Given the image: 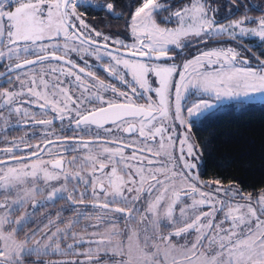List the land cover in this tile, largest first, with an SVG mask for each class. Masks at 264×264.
Returning <instances> with one entry per match:
<instances>
[{
  "label": "snow or ice",
  "instance_id": "1",
  "mask_svg": "<svg viewBox=\"0 0 264 264\" xmlns=\"http://www.w3.org/2000/svg\"><path fill=\"white\" fill-rule=\"evenodd\" d=\"M9 7L13 0H6ZM71 5V10L69 7ZM77 0H27V2H20L19 6L14 11H5L4 3L0 2V57L7 56L10 60L15 57L19 59L20 53L29 54L30 50L35 49V60L24 59L20 63L11 65L8 71L14 69H20L27 65L35 63H42L49 58L65 61V56L56 55L55 49L59 48L56 43L44 44L42 41L48 40L50 42L58 39L62 34L65 40H72L76 37L74 34L69 35V27L76 28V25L71 22L72 17H76L79 20L80 26L87 28L84 20L80 18L76 13ZM103 7V5H101ZM170 5H166L158 2V0H143L140 7H137L135 13L132 15V35L136 38V43L126 45L120 40L113 41V43L120 45V47L131 50V54L136 56L137 59L130 60L124 59L119 55H114L111 51L104 53L111 57L114 63H110L104 66V71L113 77H117L122 83H125L131 87V83L125 79L126 74L119 72L120 65H123L125 69L132 75V81L138 85V88L143 90V93H155L156 99H153L151 95L147 96V102L145 104H136L132 96H136L137 88L132 87V96H129L123 91H117L115 86L107 85L104 81L99 80L95 73L85 70V68H79V73L72 71L69 68L66 73L61 69L62 74H66L69 77L74 76L76 86L82 89L81 96L79 98H73L67 89H60L61 94L64 96L63 107L59 104H53V110L58 113L53 119L65 118L67 113L70 123H74L75 127L83 130L84 127L95 125L97 128H104V125L111 122L116 125L118 130L119 126L127 121L129 117L139 118L143 117L139 127V135L148 139H153L157 136H161V149H164V137L163 133L167 129L161 123L160 127L153 125L148 127L153 121L157 119V115L161 118V121L167 119H173L170 116V112L173 104L175 105L174 119L179 121L181 126L187 124L190 131L193 126V118L200 116L205 110L212 107V104L207 100H199L193 103L190 107H187V119L182 114L181 101L184 97V92L188 88L189 84L193 86L202 87L205 91H215L216 96H233L244 95L248 96L251 93H264V74L254 71L252 69L235 68L231 67L228 71H216L212 73L198 71L204 67L203 61L207 60L209 64L220 62V58L226 65L231 66L238 59L240 53L236 52L232 48L226 50H211L202 53L192 60H187L183 65V71L180 72V79L175 81V99H172L171 89L173 87L172 74L177 71L175 66H162L158 64L149 65L144 63L142 57H154L156 60L161 58L172 59L168 55L169 46H174L177 50H182L187 46L184 42L189 37H199L203 35H209L214 33H224L229 29H239V35H255L258 36L261 42H264V16L259 18L256 28L243 27L245 22L250 17H243L240 20H234L230 25L217 26L214 18L207 16L205 5L201 0H193L191 7H185L181 10L172 13L167 20H171V16L178 17L180 19V25L175 29L160 28L153 16L164 11ZM113 4H107V10L113 11ZM210 8V5H209ZM46 10V11H45ZM218 11V10H217ZM187 20H191L190 24H186ZM5 21L7 23L5 24ZM97 36L101 33L97 32ZM233 38L237 33L232 31L229 33ZM104 40H109V37L105 36ZM6 41V43H5ZM83 43V41H81ZM95 43V41H93ZM69 45L67 42L63 48L65 52L68 50ZM107 48L108 45H103ZM49 48L53 51H49ZM71 51H78L77 48H72ZM44 55H39V53ZM97 59L101 58V50H96ZM215 57L216 60L212 58ZM66 63L77 67L73 61L66 60ZM247 63V61H243ZM264 66V65H262ZM56 71L55 68L52 69ZM153 73L157 78L156 84L158 86L153 87V83L149 81L148 75ZM91 78L95 81L92 87H96L97 91H91V88L84 82L82 76ZM41 84L47 87V82L43 77L40 80ZM24 84V81H21ZM235 84V88L232 85ZM37 88L35 78L32 80V87L28 88V92L32 97H36L37 100L43 99L45 103L39 105L41 109L48 107L47 94L41 93L35 90ZM111 89L116 99L106 100L103 95L100 94V90L107 91ZM141 93V95L143 94ZM20 93L12 92L8 90H0V98L3 99L5 106H10L15 103L16 97ZM123 97L124 102H118L119 98ZM31 102V101H30ZM99 104L98 107L88 108L89 104ZM71 105V107H70ZM14 111L19 114L21 109L15 108ZM74 112V117L72 113ZM25 115L27 112L25 111ZM144 121H147L145 123ZM27 123V121H25ZM41 125H51L52 119L35 121ZM106 132H111V129H105ZM124 132L134 133L136 126L129 124L123 128ZM173 134H175L173 132ZM171 141L172 136L168 137ZM181 157L183 162V169L180 173L172 171L166 167L160 169H149L145 172L143 167L135 169L133 173L130 164H124L123 168H117L116 165L127 160L137 159V149L133 147V155L131 157H125L124 147L132 145L120 146L116 149L105 147L103 153L89 154L83 158L84 164L91 165V171L86 175L96 177L97 173H100L103 179H93L89 181L85 175H82V170L77 172H69L64 168V164H74L75 159L71 161H64L63 159H55L51 161L38 160L31 165H24L21 168L9 167L7 172L3 176H0V188L5 189V192L10 188H14L19 183L25 182L27 177L33 179H39L42 174L45 184L50 181H58L63 175L65 185L59 188L53 187L48 192L45 200L54 201L56 199H66L72 204H83L84 197L87 194V185L91 183L92 192L91 195L95 203L92 205L94 208H100L110 213H120L126 220V227L128 223L135 219L136 215L141 216V221L148 218V214L153 217V223L158 227L163 224L164 227L182 225L181 227H175V230L169 232L167 236L160 235L159 239L169 242L171 236H187L193 231L197 233L194 241L188 246L187 242L181 246L183 250V261L176 262V264H192L195 259L198 264H264V194L258 196L253 201L251 194L242 197L245 203H232V200L239 195V189L233 185H229L228 188H224L220 185V181L201 182L211 187L214 183L217 185L215 192H223L229 197L228 200H220L212 192L201 191L195 183H186V188L190 189V192L184 191V195H191L195 197L199 195V199H193L191 205L180 208L179 217L174 215V206L181 199V192L177 190L172 191V196H168L170 189L175 188V178L180 177L181 180L187 182L188 180H198V175H192V170L198 167L200 163V157L197 154V145L190 142V137L187 133L181 138ZM46 144L51 145L52 141H45ZM61 143H69L68 141H61ZM84 149H88L90 142L79 140L77 141ZM116 143H119L116 141ZM31 148V145H26ZM186 146V151H185ZM15 147V145H14ZM14 147H8L3 151L11 154L14 151ZM74 150V149H73ZM151 151L150 148L139 149V151ZM107 154L109 163L106 164L102 159V156ZM37 153H32V156H37ZM43 155V150L39 153ZM156 155H160L159 152ZM117 157L119 159H117ZM13 159H18L12 157ZM169 159L173 162L174 159L169 155ZM195 161V162H193ZM144 158L140 159V163L143 164ZM148 164H153V161L149 159ZM2 163V162H0ZM51 165V170H49ZM111 165V171L107 169ZM31 171H28V169ZM127 168V178H125L124 169ZM139 177V180L136 177ZM164 176L161 180L159 177ZM70 180H77L78 183L84 184L85 189L80 193V199H75V193L77 191L76 185H73L71 192L67 188V183ZM172 181L173 183H169ZM163 186V187H161ZM159 190V194H155ZM41 191L34 185L32 189L26 190L24 196L17 195L14 199L9 200L7 195L5 199L0 201V208L4 209L6 213L18 210V207H23L29 199H31L33 210L37 206H42L41 201L34 198V193ZM69 192L65 197L64 193ZM148 193L149 200L147 207L141 212L138 207V202L143 198L144 193ZM101 196H103V203H100ZM154 196V198H152ZM168 199V203L164 213L161 215L160 208L162 202ZM123 205V206H120ZM203 205H209L210 211H199ZM115 206V207H113ZM227 208V211H225ZM199 211V214L196 213ZM217 212H224V219L217 222L215 216ZM191 213V214H190ZM82 215L78 213L77 216ZM194 217V218H193ZM29 213L25 212L18 217L15 221L16 227L12 232L5 233L2 230V226L8 223V216H0V241L3 244L0 245V264H24V257L36 254L39 257L43 253V249L39 247H30L27 243L28 234H25L24 241H17L15 239V233L22 230L25 223L28 221ZM167 221V223H164ZM207 221V223H204ZM231 222L228 228H224L225 222ZM78 222V221H77ZM54 221H49V224ZM69 222V227L71 225ZM68 228L63 230L57 229V232L52 233L53 237H57L59 232H67ZM110 234H119L118 231L113 228L109 230ZM34 234V233H33ZM211 234V235H209ZM75 235V234H74ZM93 235H96L93 233ZM82 239V238H81ZM207 240V246L205 247L204 241ZM79 243V241H76ZM104 239L97 241V244H104ZM111 243V241H108ZM68 248H72L73 245H68ZM175 247V246H173ZM147 238L145 240V247L139 248L137 245L136 252L134 254L133 249L129 248L127 259H122L119 264H152L155 259V254H149L146 251ZM200 248H205L204 251H199ZM55 250L59 251V245L55 246ZM114 255L123 257L125 255L123 247L118 249H112ZM107 254V253H105ZM87 257L86 261L81 264H92L91 252L85 253ZM52 264H65L64 261H55ZM72 264H76L75 261Z\"/></svg>",
  "mask_w": 264,
  "mask_h": 264
},
{
  "label": "rangeland",
  "instance_id": "2",
  "mask_svg": "<svg viewBox=\"0 0 264 264\" xmlns=\"http://www.w3.org/2000/svg\"><path fill=\"white\" fill-rule=\"evenodd\" d=\"M0 2L4 3L5 11H14L15 8L19 6L20 2H27V0H13L10 7H9L8 3L6 2V0H0ZM158 2L161 3L160 0H158ZM201 2L205 5L206 9H208L207 16L209 18H214L217 20L218 15H220L219 12L217 11L218 7H216V6L211 7L210 6V8H209L210 4H209L208 0L207 1L201 0ZM81 3L92 4V5H95L98 7H101V5H103V7H105V8H107V4H108V2L106 0H77L78 6ZM192 3H193V0H188L187 2H184L182 5L176 6L174 8H172L170 5V7L173 10L169 13L167 12L165 19L167 17H169L172 13H175L178 10H181L185 7H191ZM78 6L76 7V13H77V15L80 16L81 19L84 20L85 24L88 26L87 28L81 27L79 20H77L75 16L71 18V22L76 25V28L69 27V35L72 36L74 34L78 38H74L72 40L66 41L64 35L62 34L55 41L50 42L48 40H45V41H42V43H44V44L56 43L57 45H59V48L55 49V51L60 52L61 54L68 55L67 52H69V51H70V53L73 52L76 62L81 63V64H85L91 72L95 73L101 79H103L107 85H112V86H115L116 88H121L123 90V92H125V93L131 92V88L136 87L137 93H138L136 95V97H138L141 102L144 101V104L147 102V96L148 95H151L153 99H156L154 92L143 93V90L138 88V85H136L132 81L131 73L128 72V70L125 69L123 67V65H120L119 72L122 74H126L125 79L131 83V87L125 83H122L117 77H113V76L109 75L108 73L106 74L104 71L105 65H108L110 63H114V61H112L110 56L104 54V53H107L109 51H111L114 55L121 56L124 59H130V60L137 59L136 56L131 54L130 49L120 47V45L113 43V41H116V40H120L126 45H131V44L136 43V38L132 35V15L135 13V11L133 12V14L131 15V17L129 19L127 29L121 34L114 35V34H109L107 32H104V31L96 30L93 27H91L86 22L84 17L82 16V13L77 10ZM69 10H71V5L69 7ZM168 10H170V8H166V10L164 12H166ZM213 13H216V14H213ZM161 14L162 13H160L159 15L161 16ZM156 15H157V13L153 16V19L155 20V22L157 23V25L160 28L175 29L180 25V19L178 17H175V16H171V20L174 22V24L161 25L157 22L156 17H155ZM213 15H215L216 18ZM160 16H159V18H160ZM262 16H264V12L262 14L255 16V17L250 16V15H243L242 17H239V18L227 19V20L221 21V22H217L216 20L215 21H216L217 26H219V25L227 26V25H230L232 23V21H234V20H240L243 17H250L251 19L247 20L245 22V24L243 25V27L256 28L258 25L259 18H261ZM162 17H164V15ZM6 23H7V21H5V24ZM190 23H191V20L186 21V24H190ZM232 31H235L237 33L235 38H233L231 35H229V33ZM97 32L101 33V35L97 36L96 35ZM105 36L109 37V40L105 41L104 40ZM250 38L255 39V42H253L254 43L253 46H257V44H259V43L262 45V48H256V51L257 52H261V51L263 52L264 51V42H261V40L258 36H255L252 34L241 36V35H239V29L237 28V29H229L227 32H224L222 34L221 33H214V34H209V35H203L202 34L199 37H194V36L189 37L188 40H186L184 43L187 46H189V45L193 46L192 48H186L187 46H185L182 48V50H177L174 48V46L170 45L169 46L170 50H169L168 55L170 57H173L172 59L161 58L159 60H156L154 57H142L139 59H141L144 63H147L149 65L158 64V65H162V66H175L176 67L177 71H175L172 74L173 87L171 89L172 99L174 101V99H175L174 83H175V81H178L180 79V72L183 71L184 63L187 60H192L195 57H197V56H199L202 53L207 52V51L226 50L228 48H232L236 52L240 53V55H239L238 59L234 62V64L231 66L226 65L223 61V58H220V62L213 63V64H209V62L207 60H204L203 61L204 67L202 69H198V71L212 73V72H216V71H228L231 67H235V68L252 69L254 71H257V72L264 74V66H262L258 61H254V62L250 61V59L252 57V53L250 51H248L247 48H242L240 43L238 44V42H236V41L243 42V40L250 39ZM256 40H257V42H256ZM81 41H83V43H81ZM93 41H95V43H93ZM204 41H205V43H204ZM66 42L69 45V47H68V50L65 52L63 46ZM199 42H203V43H199ZM5 43H6V41H5ZM105 44L108 45L107 48L103 47V45H105ZM72 48H77L78 51H71ZM98 48L101 50V58L100 59H97V56L95 54L96 50ZM3 50L4 49H0V51H3ZM49 51H53V49L49 48ZM35 52H36L35 49L30 50L29 54H24L23 52H21L19 59L13 57L10 60L7 56L0 57V61L7 60L8 63L21 61V60L27 59L28 57L34 56ZM212 59L216 60L215 57H213ZM87 61H89L91 64L86 63ZM243 61H247V63H244ZM47 62H52L50 64V66L52 68H55L56 70L61 71L60 63H58V64L54 63V62H58V60L49 59V60H47ZM35 64H37V63H35ZM35 64H32V65H35ZM41 64L42 63H38V65H41ZM55 74H57V73L55 72L53 74V76L57 77ZM59 74H62V73H59ZM148 79L150 82L153 83V87L158 86L156 84L157 78L155 77V75L153 73H149ZM232 87L235 88L236 87L235 84H233ZM37 91L41 92L43 90L38 88ZM76 92H79V91L77 89H74L73 93L75 94ZM27 93H28L29 97H31V100L39 101V100H37L36 97H32L29 94V92H27ZM73 93H72V95H73ZM141 93H143V94L141 95ZM101 94L104 96L103 93H101ZM143 99H145V100H143ZM201 99L207 100L212 104L211 108L204 111V113H205V112H208L211 110H216V109L226 107L232 103H236L238 105H249L252 103L264 102V93L257 92V93H251L248 96H244L241 94V95H233L230 97L221 95L220 97H217L215 91H205L202 87L193 86L192 84H189L188 88L184 92V97L181 101L182 114L184 115V117L186 119H187V111H186L187 107H190L193 103H196ZM47 100L49 102L48 106H51V104H50L51 100L48 97H47ZM41 101H42V103H45V100L41 99ZM33 108L34 109L30 110V113H35V111H37V109H38V107H33ZM14 115L15 116L18 115L19 118L14 117V116L10 117L9 119L12 121L10 123V125L5 124L6 119L9 116H0V143H5V142H7L8 139L13 140L14 142L16 141L15 143L22 142L23 139L18 134H15V135H13V134H14V132H17V129H22L19 125H16V124H18L22 120L26 119V117H22V116H20V114H17V113ZM170 116L173 117V119H167V120L161 121V118L157 115V119L155 121H153L152 124L148 125V127H150V128L153 125H155L156 127H160L161 123H163V126L167 129V131L165 133H163L164 145H165L164 149H161V136L160 135H157L154 139L152 137H149V139H146V140L140 139L141 141L138 143L139 147L143 148V149L150 148L151 151L150 152L147 150H145L146 152L137 151L136 152L137 159H135V160H127L126 159L125 161L116 165L117 168L118 169L123 168L124 164L127 163V164L131 165L133 173L135 172V169L139 168V167H143L145 169L146 173L148 172L149 169L154 170V169H160V168H164V167H166L168 169H172V171H174L176 173H180L181 171L186 172V170L183 169V162L180 160V157L182 155V153H181L182 145H181L180 141H181V138L183 137V135L185 133H187L190 137V142H192L194 144H196V142L193 140V138L190 134V131L188 129V125L185 124V125L181 126L180 122L174 119V116H175V105L174 104L172 106ZM200 116L194 117L193 120L199 118ZM15 120H18V121L14 126L13 121H15ZM140 123H141V121L139 122V126H140ZM145 123H147V121ZM9 132L12 133V135L9 138L7 136H3V134L9 133ZM173 132L175 134H173ZM169 136H172L171 141H169V139H168ZM54 147L50 146L46 150L49 153L54 149ZM59 147H63L64 149L69 150V152L64 155V157L66 158V162L73 160V158H76L74 164H68V163L65 164L66 165L65 169L67 171L77 172V171L82 170V175H85L86 179H88L89 181H91L93 179H97V178L103 179L101 174H98L96 177H91V176L86 175L88 172L91 171V165L90 164H84L83 158L89 154V149H91V154H93V155H95L98 152L103 153V149L105 147H107V145H105V146L88 145V149H84L78 143L73 142L72 144L61 143L59 145ZM5 148H6L5 146L2 147L0 144V160L15 157L13 153L9 154V153L3 151V149H5ZM73 148H74V150H73ZM108 148H110V147H108ZM197 148H198L197 154L200 157V163H201L202 154H201L200 148L198 146H197ZM113 149H116V148H113ZM35 151H38V150L37 149H31V152H35ZM185 151H186V146H185ZM157 152H159L160 155L157 156L156 155ZM124 154H125L126 158L131 157L133 155V151L128 150V149H124ZM169 155H171V157L174 159V162H175L174 165H173V162L169 159ZM141 158H144L143 164L140 163ZM102 159L103 160L107 159L105 161V163L106 164L109 163L108 158H107V154H104L102 156ZM117 159H119V158L117 157ZM149 159H151L153 161V164H151V165L148 164L147 161ZM38 160H43V161L47 162V160L37 159V158H30V159L18 158V159H15L13 161L0 163V176H3L4 173L7 172L9 167L21 168L24 165H31L33 162H36ZM193 162H195V161H193ZM200 163L198 164V167L196 169L192 170V175H198V180H196V181L188 180L187 182H185V181L181 180L179 176H177L175 178V181H174L175 188L170 189L168 192L169 197L172 196L173 190H177V191L181 192V199L174 206V209H175L174 215L176 217H179L180 208L185 207L187 205H191L193 199H199L200 198L198 194L195 197H193L191 195L186 196L183 194L184 191L190 192V189L186 188V183H188V184L195 183L196 186L201 191L206 192V193L212 192L214 194V196H216L220 200H228L229 199V197L226 196L223 192H220V193L215 192V189L217 187L216 184L213 183L211 185V187H209L206 184L201 183V182H209V181H217V180H211V179H207V178L202 177L201 174H199ZM48 167H49V170H51V165H49ZM28 171H31V169L29 168ZM107 171L108 172L111 171V165H109ZM127 172H128V169L125 168L124 173H122L123 175H125V178H127ZM137 178L139 180L138 176H137ZM159 178L161 180H163L164 176H160ZM71 182L76 185L78 192L76 191L75 194H77L79 196L80 193L84 191L85 185L79 183L80 186H78L79 184H76V183H78L77 180H70L67 183V188H68L69 192H71L72 187H73V185H71ZM169 183L171 184L173 182L169 181ZM89 184L87 185V190H88V193L90 194V197L92 198V195H91L92 188H91V185H89ZM34 185L36 186V188L41 189V191H36L34 193V198L38 201H41V204H44L47 202L48 203L51 202V201L45 200V197L47 196L48 192H50L53 187L59 188L62 185H65V180L63 179V175H61V178L58 181L54 180V181L48 182V184H45V181L43 179L42 174H40L39 179H33L32 177L29 176L25 179V182L17 184V186L14 188H10L7 191V193L5 192V189L0 188V201L5 199L6 195H7V198L9 200L14 199L17 195L24 196L25 191L32 189ZM220 185L224 188H228V186L231 184H224V183L220 182ZM233 186H235L236 188L239 189V187L237 185H233ZM161 187H163V186H161ZM69 192L64 193V195L67 196L69 194ZM155 194H159V190H157V192ZM261 194H264V191H262L261 193H259L257 195H251L253 198V201H255L258 198V196ZM247 195H249V194L244 193L239 189V195L236 196L232 200V203L233 204L245 203V201L242 199V197L247 196ZM152 198H154V196ZM142 200H144V202H143V205L140 207L141 212H143L144 209L147 207V202L149 200L148 193L145 192L143 194V198L139 202H141ZM169 202L170 201L167 198L162 202V206L160 208L161 215L164 213ZM144 205H146V206H144ZM38 209L39 208L37 206L35 208V210H38ZM80 209H81V207H80ZM82 209H84V208H82ZM32 210H33V207H32V203H31V199H29L28 202L23 207H18V210L11 211L10 213H6L4 209L0 208V216H5V215L8 216V223H6L2 226V230L5 233L12 232L13 229L16 227V223H15L16 219L18 217H20L21 215H23L25 212H28L30 214L32 212ZM199 211L208 212V211H210V206L209 205H203L200 207ZM199 211L196 213L197 215L199 214ZM225 211H227V208H225ZM96 214L97 215H94L93 218L91 219L92 221L89 222V225L85 226V229L83 227L81 228L80 225H78L76 223V221L73 219H71V220L68 219L65 222H61V220L57 221V219H55V220L53 219L54 223H52V224H49V221H52V220H48L46 222V224L52 225V228H53L52 231L49 233V235H47V233L44 232V235L43 234L41 235V236H43V238L34 239L28 245L30 247H39V248L43 249L44 250L43 253L50 252L51 254L56 255L53 259H51L52 262L64 261L67 264V263H69L68 261H66L67 257L69 255H71L73 257V259L74 258L77 259V260H74L76 263L81 264V262H84L87 259V257L85 256V253L91 252L92 264H119V261H121L122 259H125V260L127 259V254H128L129 248L133 249L134 254H138L136 252L137 245H139V248H144L145 247V240L147 238L146 251L150 255L155 254V259L152 261V264H176V262H182L183 261V250H182L181 246L185 245L186 242H187L188 246H190L191 242L195 240L196 235H197V233L193 231L190 235H187V236H180V237L171 236V237H169V242L166 243L164 240L159 239V236L160 235L167 236L169 232H172L175 230V227H181L182 225L178 224V225H175L174 227L173 226L164 227L162 224V225L157 227L152 222L153 217L151 216V214H148V218L143 220V221H141V216L139 214H137L135 219L128 223L129 225L127 227H123V226L122 227H116V226H114V224H120V222L126 221L122 214L110 213V212H106L105 210H102V211L98 210V211H96ZM223 219H224V212H217L216 216H215V220L217 222H219L220 220H223ZM70 221L72 223L69 227ZM135 221L137 222V226H130ZM164 223H167V221H165ZM204 223H207V221H204ZM230 223H231L230 221L225 222L223 224V227L228 228L230 226ZM42 224L44 225L45 221L42 222ZM92 224L95 225L96 227H92ZM65 228H68L66 233L64 232L60 235L58 234L57 237H53L52 239H49V237L52 236V233L57 232V229L63 230ZM113 228H115L119 234H116V235L110 234L109 230L113 229ZM35 229H38V228H35ZM61 232H59V233H61ZM83 232H87L88 235L90 232V235L83 237V236H85L83 234ZM16 233H15V239L17 241H24L25 240V234L26 233L28 234L27 229H26L24 232V236L21 237V240H18V238H16ZM93 233H95L96 235H93ZM209 235H211V234H209ZM77 236H79V237L81 236L82 239L77 237ZM28 237H30V234H28ZM101 239H104V241H105L104 244H97L96 242L100 241ZM109 240L111 241V243L108 242ZM76 241H79V243H77ZM89 242H95V244H93L95 246L94 249H90ZM83 243H85V247L83 246ZM86 243L88 244L87 247H86ZM207 243H208V241L205 240L204 241L205 247L207 246ZM2 244H3V241H0V245H2ZM57 244L59 245V251L55 250V246ZM61 244H64V246ZM49 245H52V248H49ZM68 245H73V247L68 248L67 247ZM80 246H82L83 248H80ZM173 246H175V247H173ZM120 247H123V251L125 253V255L123 257H121L119 255H114L112 252V249H118ZM96 248L98 249L97 251H95ZM204 250H205V248L199 249V251H204ZM105 253H107V255H105ZM99 256H101V257L99 258ZM102 256H104L105 260L102 259ZM47 264H52V263L48 262ZM192 264H198V261H196L194 259L192 261Z\"/></svg>",
  "mask_w": 264,
  "mask_h": 264
},
{
  "label": "trees",
  "instance_id": "3",
  "mask_svg": "<svg viewBox=\"0 0 264 264\" xmlns=\"http://www.w3.org/2000/svg\"><path fill=\"white\" fill-rule=\"evenodd\" d=\"M106 1L113 4L114 8L112 12H109L105 7L84 3L79 4L77 10L82 13V16L91 27L114 35L121 34L127 29L131 15L143 3V0ZM160 1L174 8L188 0ZM208 2L211 7H218L220 15H218L217 20L215 19L217 22L239 18L243 15L255 17L264 12V0H208ZM171 7H167L170 10L166 12H164L165 9L163 12L157 13L155 17L159 24H174L172 20L165 19L167 12L169 13L173 10ZM160 13H162L161 16L159 15ZM163 15L164 17H162ZM213 16L215 17V15ZM243 42L249 47L247 48L249 51L253 54L254 52L256 53V56L252 55L250 61H258L256 59L257 57L264 59V51H256V48H262L259 42L257 46H253V42H255L253 38L245 39ZM192 47L189 45L186 48ZM190 134L202 154V161L199 168V174L202 177L218 180L224 184L237 185L242 192L251 195H257L264 191V102L249 105L232 103L226 107L205 112L199 118L193 120ZM11 135V132L3 134V136H7L8 138ZM23 150L18 148L17 151H13V154H23ZM28 151L31 152V149ZM75 196V199L78 201L80 195L75 194ZM90 198L87 191L84 199L87 200ZM86 204L74 205L66 199H56L50 203L41 204L42 206H38V210H32L29 214L28 221L22 230L16 233V238L21 240L26 229L28 234H30L27 241L28 244L34 239L43 238L41 235H44V232L49 235L53 228L52 225H47L46 222L48 220L53 221V219H57V221L61 220V222L73 219L81 228L83 227L85 229V226L89 225V222L92 221L93 216L97 215L96 210L90 204ZM78 213H82V215L77 216ZM44 221L45 224L43 225L42 222ZM92 227L96 226L92 224ZM62 233L64 231L59 233V235ZM83 234L85 235L83 237L88 235L87 232H83ZM79 238L82 237L80 236ZM93 244L95 242H89L90 249L95 248ZM61 245L64 246V244ZM83 246L85 247V243H83ZM87 246L88 244L86 243ZM49 248H52V245H49ZM80 248L83 247L80 246ZM97 250L96 248L95 251ZM55 256L50 252L42 253L39 257L36 254H32L31 256L26 255L24 257V264L52 263L51 259ZM102 259L105 260L104 256H102ZM74 260L77 259H73L69 255L66 261L69 262L67 264H72Z\"/></svg>",
  "mask_w": 264,
  "mask_h": 264
},
{
  "label": "flooded vegetation",
  "instance_id": "4",
  "mask_svg": "<svg viewBox=\"0 0 264 264\" xmlns=\"http://www.w3.org/2000/svg\"><path fill=\"white\" fill-rule=\"evenodd\" d=\"M239 44V43H238ZM242 48H249L245 44H240ZM249 51V50H248ZM251 52V51H250ZM66 54H61L60 52H56L57 56L64 55L65 61L71 60L74 62V64L77 66L75 68H72L71 65L66 63L65 61L54 62L56 64L60 63V69H63L64 72L71 68L72 71L79 73V68H85L86 72L90 71L89 68L85 64H81L75 61L74 53L67 52ZM252 53V52H251ZM39 55H44V53H40ZM252 55L256 56V53H252ZM35 55L32 57H28L27 59L34 58ZM51 59V58H49ZM48 59V60H49ZM21 61L8 63L7 60L0 61V74H4L11 65H14L16 63H20ZM52 62L44 61L41 65L35 64V65H27L20 69H14L12 71L7 72L6 74L0 76V90H8L12 92L20 93L15 99V103H13L10 106H5L3 104V99L0 98V116H9L6 119L5 124H9L12 122L9 118L15 116L16 112L14 111L15 108L19 107L21 109L20 116L26 117V119L22 120L20 123L16 124L18 120L13 121L14 126L19 125L22 129H17V132H14L13 135L18 134L23 140L22 142L15 143L13 140L8 139L5 143H0L2 147H14V151H17L18 148L24 149L22 152L23 154L20 155H14L25 158H37V159H44L47 161L55 160V159H63L66 161V158L64 157L65 154L69 152L68 149H64L63 147H59L61 144V141H68L69 144L77 143L79 140H84L90 142L89 145H96V146H105L110 148H118L120 146L124 145H132L128 147H124V149H128L133 151V147L139 151V149H143L139 147L140 139H145L143 137H140L139 135V122L143 120V117L139 118H132L129 117L127 121L119 126V130L116 125H113L112 123L104 125V128H97L95 125H91L88 127H84L83 130L78 129L75 127L74 123H70V119L68 118L67 113L65 114V118L63 120L61 119H53L58 115L57 112L53 110L52 105L53 104H59L60 107H63V101L64 96L61 94L60 89H67L69 91V94L75 99L79 98L81 96V91L79 87L76 86L75 77H69L66 74H59L62 73L59 70H56L55 74L57 77H54L53 74L55 72L52 71V67L50 66ZM86 63L91 64L89 61ZM107 74V72H105ZM84 80V82L91 88V91L95 92L97 91L96 87H92V85L95 84V81L92 80L89 77L84 76V74H80ZM95 76L99 79H101L98 75L95 74ZM41 77H43L44 81L47 82V87H45L44 84L40 83ZM35 78V82L37 85V88L35 90H38L40 88L41 93H46L47 97L51 100V106H48L46 109H41L39 107L40 104H42L41 99L39 101H33L31 100V97L28 95V88L32 87V80ZM21 81H24V84H21ZM106 84V82L104 81ZM77 89L79 92L73 93V90ZM117 91H123L121 88H116ZM73 93V95H72ZM104 94V98L106 100H113L116 99L113 92L109 88L107 91L100 90V94ZM129 96H132V92L127 93ZM102 95V94H101ZM146 98V97H145ZM133 101L136 104H144V101L141 102L140 99L136 96H132ZM145 100V99H143ZM31 101V102H30ZM118 102H124V98L120 97ZM16 106V107H15ZM100 106L97 104H89L87 105L88 108L92 107H98ZM33 107H38L37 111L35 113H30L31 109H34ZM71 107V105H70ZM25 111L27 112V115H25ZM72 116L74 117V112L72 113ZM19 118V117H18ZM52 119L53 123L51 125H41L34 122L39 120H48ZM27 121V123L25 122ZM146 122V121H144ZM129 124H134L136 126V131L134 133H127L123 131V128L127 127ZM105 129H111V132H106ZM149 139V138H148ZM52 141L53 143L51 145H48L45 143V141ZM118 141L119 143H116ZM65 144V143H63ZM26 145H31L32 147L29 148ZM50 146H55L54 149L48 153L46 150ZM94 147V146H93ZM29 149H37L38 151L35 152H29ZM74 149V148H73ZM43 150V155H39V153ZM72 150V149H71ZM146 152V151H141ZM32 153H37V156H32ZM68 157V156H67ZM104 159V158H103ZM107 159L104 160V162ZM66 164V163H65ZM64 164V168L65 165ZM100 173H97V175ZM138 180V178L136 177ZM79 184V183H76ZM71 185H75L71 182ZM91 185V183L89 184ZM66 196V195H64ZM90 196V194H89ZM144 200L141 202H138V207H141L143 205ZM65 203V202H64ZM84 203L90 204L91 207L95 203L93 200V197L90 199L85 200ZM100 203H103V196H101ZM86 204V205H87ZM123 206V205H120ZM146 206V205H144ZM115 207V206H114ZM94 208V207H93ZM96 211L103 209L100 208H94ZM106 211V210H105ZM120 214V213H119ZM126 221L120 222V224H114L116 227H126ZM129 225V224H128ZM130 226H137V222H133Z\"/></svg>",
  "mask_w": 264,
  "mask_h": 264
},
{
  "label": "water",
  "instance_id": "5",
  "mask_svg": "<svg viewBox=\"0 0 264 264\" xmlns=\"http://www.w3.org/2000/svg\"><path fill=\"white\" fill-rule=\"evenodd\" d=\"M235 41H236V40H235ZM236 42L242 44V42H239V41H236ZM35 58H36V57H34V58H30L29 60H35ZM256 59L258 60V62H259L261 65H264V59H263V58L257 57ZM7 72H9V71L7 70L6 72H4V74H6ZM4 74H0V76H2V75H4ZM109 123H111V122H108V123H106V124H109ZM106 124H105V125H106ZM15 158H22V157H15ZM13 160H15V159H13V158L11 157V158H8V159H2V160H0V162L4 163V162H8V161H13ZM113 207H114V206H113Z\"/></svg>",
  "mask_w": 264,
  "mask_h": 264
}]
</instances>
